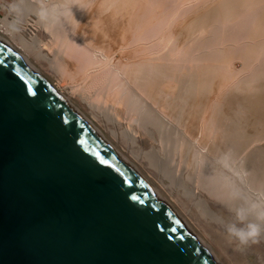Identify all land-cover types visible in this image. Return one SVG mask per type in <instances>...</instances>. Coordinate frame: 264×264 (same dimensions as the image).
<instances>
[{
	"label": "water",
	"instance_id": "obj_1",
	"mask_svg": "<svg viewBox=\"0 0 264 264\" xmlns=\"http://www.w3.org/2000/svg\"><path fill=\"white\" fill-rule=\"evenodd\" d=\"M0 40V264H216Z\"/></svg>",
	"mask_w": 264,
	"mask_h": 264
},
{
	"label": "rangeland",
	"instance_id": "obj_2",
	"mask_svg": "<svg viewBox=\"0 0 264 264\" xmlns=\"http://www.w3.org/2000/svg\"><path fill=\"white\" fill-rule=\"evenodd\" d=\"M90 1V2H89ZM109 1V2H108ZM120 1V2H119ZM123 1H125V0H118V2H115V0H83L82 1V5L81 4H77V6H75V9H71L70 11L72 12H69V15H71V16H69V15H67V18H61L62 16H60V18H57V19H55V21H54V18L53 17H51V15H50V17H49V19L47 20V21H42V20H40L36 15H34V14H32V11H31V5L32 4H34V3H39V4H41V2L39 1V0H28V3H29V6H30V11H29V14L26 16V18H25V20H24V23L22 24V26H21V29H20V31H18V32H16L15 34H13V35H11V36H9L8 34H6L4 31H0V40L1 41H3L9 48H11L12 50H14L15 51V53L22 59V60H24L30 67H32L33 69H34V71L37 73V74H39L47 83H49V85L50 86H52V88L54 89V91H55V93H57V95L63 100V101H66V102H69V104L74 108V109H76V112L79 114V115H81V116H83V117H85V119H86V121L88 122V124H91V125H93L94 127H95V129L97 130V132L99 133V136L105 141V143H107V144H109L119 155H120V157L122 158V159H124L125 160V162H127L130 166H132V167H134L136 170H137V172L149 183V185H150V188L152 189V191L161 199V200H163V202L171 209V211L172 212H174L175 213V215L177 216V218L179 219V220H181L187 227H189V229H190V231L193 233V235H195L196 236V238L204 245V247L205 248H207L213 255H214V257L216 258V260L219 262V264H244V263H246V264H261V262L262 261H264V239H263V237L261 236V233H260V235L258 236V237H256V239H255V242H249L247 245H243V246H241L235 239H233L232 237H230V235H229V233H228V231H227V226H229V225H235L236 227H243V224L237 219V213H239V212H236L235 210H228V208H226V205L225 204H223L222 203V201H220L221 199H220V197H217L216 198V196H213L212 194H211V191H208L207 192V188L205 189V187H204V189H203V187L201 188V186H199L198 187V190H197V193H196V196L194 197H190V195H186V193L184 192L183 194H182V192H183V190L180 188V187H178V186H176V185H173L167 178H165L158 170H156L153 166H151L150 164H149V162H148V160L144 157V152L145 151H147V150H149L151 147H157L158 148V146L162 149L163 148V150H164V148L166 147H164V145L161 143V140L159 141V135H158V132H156V130L153 128V127H149V126H147V127H149L150 128V130H149V128H148V130H147V128L144 126L145 124H142L143 122H142V117H143V115L141 114V116L139 115L140 114V112L138 113V110L135 108L134 109V107L132 108V110H136L137 112H135L136 114H134V111H130L131 109H129L130 107H132V105H130L129 107H126V105H123V103L125 102V96H126V94H125V96L123 97L124 99L122 100V101H119V100H121L122 98H118L119 96H121L119 93H120V90L123 88V86L121 87V89H117V88H120V87H118V85H116V83L118 84L119 83V81H120V79H123L122 78V76L121 75H119V76H117V78L118 77H120V79H119V81H118V79L117 78H115L113 75V73L115 72L116 73V71H119L120 69L122 70L124 67H120V65L121 66H123L124 64H125V66H127V65H129V64H131L132 62H140V60H141V62H143V61H148L149 62V57L152 59V62L151 63H154V62H158V61H155L154 59H155V54H156V59H158L157 58V56L159 57V54H160V58L159 59H161L160 60V62H162V63H160V64H162V65H164L166 62H167V64L168 65H170L171 66V64H169L170 62L172 63V65H173V67H175V65L176 66H179V68L181 67V65L182 66H185V67H187V69L190 67V69L192 70V69H194L195 67L194 66H196L197 64H199L198 66H200L201 65V63H205L204 65L206 66V65H212V63H210V62H207L208 60H206V61H204V60H202V62H201V60L200 59H202V58H205L204 56H205V53H206V55H207V53L208 52H206V49L207 50H209L207 47H205L206 49H204L202 46L200 47H198V41L195 43L194 41H196V40H198V38H201L200 36H203L204 37V35L206 36L205 38H207V35L209 34V32H210V34L208 35L209 37L211 36V33H212V35H214L213 37L214 38H218V42L221 44H218L217 43V41L215 42V41H213V37H211V41H209V42H211L213 45V47L215 48H217V47H219V48H224V47H228L229 45L231 46V48H230V46H229V48L231 49L230 51H232V52H230V54L232 53V55H230L231 56V60H229V64H230V66H229V64H228V62H227V64L226 65H228L226 68H229V70H231V72L229 71V70H225L226 72H227V76H226V72L224 71V70H222V71H224L223 73L225 74H222V76L224 77V79H221L222 80V83L224 84H222V87H219L218 89L220 90V89H222V91L221 92H218L219 90L217 89L215 92L213 91V93H211L210 94V98L212 97H214L215 99H217V100H215L214 98V101H210V102H217L218 101V105L220 106L221 105V103H222V105L220 106V111H223V114H221L222 116H225V118H228V119H235V118H240V115L239 114H242L241 115V119L242 118H244V116H246V120H247V122H246V120L245 119H242V121H243V124H242V126L240 127V129H242V130H244L245 132H247V134L246 133H244V132H242L241 130H239V131H241L242 133H238L239 135L241 134V139H239V140H244V143H242L241 141H240V145H238V147L240 148L241 147V149L243 150H245V152H247V154L245 153V152H243L241 149L240 150H237L238 152H239V154L237 153V155L236 154H234V156L235 157H233V164L230 162L231 161V159H230V161L228 160L227 162V164L226 163H224V161L226 162V160H223V159H221L220 157V160H219V158H217L218 160H216V159H214L215 157H217V155H215L216 153L214 152V151H212L211 150V147H210V145L209 144H207L206 146H205V144H204V147H203V145H200L201 143H197V140H198V142H199V140H201L200 138H204V134L202 133H200V134H198L197 135V137L194 139V143L192 144V150H190V149H188V148H186V149H184L185 147H183L182 146V151L179 149V148H181V147H178L177 148V150H175V151H177V152H174L173 153V155H175V158L173 157L172 159H175L174 161L175 162H177V163H175L174 162V164H175V166L177 167V165L179 166L177 169H181L180 171L182 172V171H184L183 170V168H184V162L185 161H189V163H191L190 164V166L193 168H196L197 167V165H199L198 163H197V161L199 162V160H203V158H205L206 159V157L204 156L203 157V155H208L207 156V161H209V159L210 158H212L213 159V161H212V159H210V161L209 162H211V164L213 165L212 167H214V166H216L215 167V171L216 172H222L223 171V173L221 174H218V175H220V176H228V177H225V179H224V177H222L221 178V180L223 179L224 181H226V180H228V182L226 181L225 183H226V186H224L223 188H227L226 189V191L227 190H229V188H230V186L228 187L227 185H229V182H230V185H231V187H232V189H234V195H236L238 198H240L241 199V202L244 204L243 206H245V208H244V211H245V213L246 214H250V212L251 213H253V216L252 217H254V219L256 218L257 219V217L258 216H264V192H262L261 191V193H259L260 191H258V189H257V185H259V184H261V183H258L257 181L258 180H254V181H256V185H255V182L253 183V185H252V180L253 179H251L252 178V175L253 174H251V173H253V172H251L252 170L250 169V168H248L249 166H248V164L246 163V162H249V157H251V155L253 156L256 152H252V150L254 151H259V150H256L257 148L258 149H261L260 147H262V145H263V148H264V143H263V141H264V132H263V127H264V122H262L261 121V119L260 118H257V112H255V110H256V108L254 107V105H251V104H253L254 102H253V100H254V98H253V100H252V96H251V104H250V102L248 103V98H250V97H246L247 98V100H244V99H237V98H241L240 96H237V98H235V96H231L234 92H233V88H234V86L236 85V83H239V79H243V77H244V79H245V77H246V79H248V77L249 78H252V76H255L256 75V73H257V70H258V68L257 67H259V64L261 63V62H258V61H261V60H263V59H259V58H257L258 60L256 61V60H254L255 62H253L252 61V64H251V60L249 59V60H244V62L246 61L248 64L247 65H245L246 64V62L244 63V65L242 64V63H239V62H242L243 60H242V58H240V57H238V54H240L241 52H240V50L242 51L243 49H244V47L245 46H243V44L244 45H246L245 43H246V37H247V32L249 31L248 30V28H249V26L250 27H252L250 24H254V20L255 19H257V18H255L254 19V16H256L257 17V13H259L258 11H260L259 10V8H262V7H259L260 5L259 4H263V2H264V0H260L261 2L258 4L257 2L259 1H256V3L259 5L258 7L257 6H255V7H257V10L255 9V7L253 6V8H250V6H248L250 9H248V7L247 8H244V10L242 9V12L244 11V15L241 13V15L240 14H238L239 16H237L236 17V15L234 14V17L233 18H231V17H228L227 16V19L225 18H223V21H222V19H221V21H222V23L224 22V24H221V29H222V31H221V29H220V31H218V34L219 35H222V36H219V35H216L217 33H214L213 34V32H217L216 30H218V29H216L215 28V30L213 29V27L211 28H209V27H207V28H205V30L206 31H204L203 32V29H202V32H200V33H206V34H199V30H197L196 32H197V34H195V33H193V34H195V35H198L199 34V36H197V38H195V39H193V37H192V34H189V32H187V29H186V26H184L185 24H182L181 22H183V23H189L190 21H192V20H194L195 18H193L192 20H191V18L192 17H194V15L196 14V16H198V12H200L201 13V11H199V10H201L200 8H202L204 5L206 6V7H203L205 10L206 9H208L209 7L208 6H210V5H212V6H214V5H216V3L217 4H219L220 3V1H221V3L219 4L220 6H221V4H223V3H225V1L227 2V3H225L224 5L225 6H227V4H230V3H232V5L234 4V6H236L237 4V2H235V0H230L231 2L229 3V0H126V2H129L130 1V4H127L129 7H132V9H131V11L129 10V12H128V14L126 15V17L125 18H127V20L129 21V22H133L134 20H135V18H136V21H139V23H137V29L135 30L134 29V27H133V30H134V32H132L133 34H134V37H135V39H134V41H136L137 43H135L134 41H132L133 40V35L131 34V31H129V32H127V34L128 35H126V37H124L123 39H121L120 41H114V39L112 38V37H110V35L109 34H107L106 32L108 31V29H107V27H106V25H104V24H102V22L100 21L99 22V19H97V20H93L95 17H97L96 16V14L94 13L95 11H96V9H95V7L97 8L99 5H101V6H103V7H106L107 5H111V6H114L113 4H116V5H118V4H121V3H123ZM141 1V2H140ZM160 1H162V2H160ZM211 1V3H209ZM237 1H239V0H237ZM247 2H248V0H246ZM263 1V2H262ZM96 2V3H95ZM132 2V3H131ZM203 2H205V3H203ZM208 2V3H207ZM215 2V3H214ZM249 2H251V1H249ZM84 3V4H83ZM93 3V4H92ZM159 3V4H158ZM162 3V4H161ZM165 3V5L167 6H165V9H164V7H163V4ZM253 3V2H252ZM254 3H255V1H254ZM253 3V5H255ZM89 4V5H88ZM91 4V5H90ZM104 4L106 5V6H104ZM159 6H158V5ZM96 5V6H95ZM115 5V6H116ZM148 7H147V6ZM197 5H199V6H197ZM208 5V6H207ZM83 6V7H82ZM86 6V7H85ZM92 6V7H91ZM93 6H95L94 8H93ZM109 6H107V7H109ZM145 6H146V8H145ZM230 6V5H229ZM243 6H245V5H243ZM263 7H264V5H262ZM78 7H80V8H78ZM159 7H160V9H161V11H160V9H159ZM199 9H198V8ZM222 7H224V6H222ZM231 7V6H230ZM233 7V6H232ZM239 7H241V6H239ZM246 7V6H245ZM252 7V6H251ZM100 8V7H99ZM139 8V9H138ZM141 8V9H140ZM143 8V9H142ZM150 8V9H149ZM196 8V9H195ZM202 8V11L204 10ZM234 8V7H233ZM233 8H230V10H232ZM237 8V7H236ZM83 9H85L84 11H83ZM93 9H95V10H93ZM146 9H149V10H146ZM157 9V10H156ZM164 9V10H163ZM197 9H198V11H197ZM235 9V8H234ZM140 10V11H139ZM155 10V11H154ZM192 10H194V11H192ZM204 10V11H205ZM247 12H246V11ZM253 10V11H252ZM76 11V12H75ZM78 11V12H77ZM86 11V12H85ZM92 11V12H91ZM94 11V12H93ZM146 11V12H145ZM160 11V13H158ZM233 11V10H232ZM232 11H229V12H232ZM252 11V12H251ZM255 11V12H254ZM147 12H149V13H147ZM157 12V13H156ZM164 12V13H163ZM196 12V13H195ZM58 13H60V12H57V14ZM76 13V14H75ZM79 13V14H78ZM91 13V14H90ZM93 13L95 14V15H93ZM108 13V12H107ZM135 13V14H134ZM139 13V14H138ZM192 13V14H191ZM203 13V12H202ZM201 13V14H202ZM254 14V16L252 15V14ZM82 14V15H81ZM142 14V15H141ZM147 14V15H146ZM200 14V15H201ZM251 14V15H250ZM59 15V14H58ZM61 15V14H60ZM74 15H76V16H74ZM248 16V17H250V18H247L246 16ZM74 16V17H73ZM80 16V17H79ZM88 16V17H87ZM89 16H91L90 17V19H89ZM95 16V17H94ZM137 16V17H136ZM141 16V17H140ZM189 16H190V18H189ZM192 16V17H191ZM231 16V15H230ZM233 16V15H232ZM70 17V18H69ZM78 17V18H77ZM143 17V18H142ZM146 17H148L147 18V20H146V22L144 21L145 20V18ZM155 17V18H154ZM242 17V19H240V18ZM246 17V18H245ZM141 18V19H140ZM189 18V19H188ZM252 18V19H251ZM51 19H53L52 21L54 22H52L51 21ZM185 19V20H184ZM232 19L234 20V21H232ZM236 19V20H235ZM246 19H248L247 20V23H246ZM67 20V21H66ZM69 20V21H68ZM72 20V21H71ZM80 20V21H79ZM87 20H89V21H87ZM133 20V21H132ZM153 20V21H152ZM186 20H189L188 22L186 21ZM230 20V21H229ZM253 20V21H252ZM49 21V22H48ZM63 22V23H61V22ZM150 23H149V22ZM225 21H226V24H227V28H228V30L225 28V26H226V24H225ZM231 21H232V23H231ZM242 21H244L243 23H242ZM250 21V22H249ZM6 21H5V14L3 13V12H0V24H2V23H5ZM58 22V23H57ZM77 22V23H76ZM94 22V23H93ZM170 22V23H169ZM178 22V23H177ZM227 22H229V23H227ZM233 22H235V23H233ZM49 23V24H48ZM53 23V25H51ZM55 23H56V26H55ZM62 24V26L60 27V25ZM152 23V24H151ZM241 23V24H240ZM246 23V24H245ZM249 23V24H248ZM48 24V25H47ZM139 24V25H138ZM148 24V25H147ZM178 24V25H177ZM180 24H181V26L182 27H180ZM186 24V25H187ZM231 24H233V25H231ZM238 24H240V25H242V30H244V32L241 30V28H240V25H238ZM245 24V25H244ZM65 26V28H64V26ZM68 25H70V26H68ZM76 25V26H75ZM81 25H83V26H81ZM101 25V26H100ZM152 25V26H151ZM155 25H157L156 27H154ZM51 26V27H50ZM52 26H54V27H52ZM57 26H58V28H57ZM68 26V27H67ZM149 26H151V27H149ZM174 26V27H173ZM237 26V27H236ZM63 27V28H62ZM73 28L72 30H71V28ZM82 27V28H81ZM104 27V28H103ZM229 27H230V32H229ZM238 27H239V29H238ZM246 27V28H245ZM58 30H57V29ZM60 28H61V30H60ZM68 28H70V30H68ZM88 28V29H87ZM143 28V29H142ZM147 28V29H146ZM154 28H157L156 30H154ZM184 28V29H183ZM208 28H209V30H208ZM224 28V29H223ZM55 29V30H54ZM63 29H64V31L66 32V33H69V31L70 32H73V33H70V35L72 36V37H70V35L68 34H66V33H64V34H66V35H64L63 33H62V35H61V32H63ZM99 29V30H98ZM142 29V30H141ZM153 30V32L151 31V30ZM180 30L181 32H179V36L177 35V33H175V32H178V30ZM211 29V30H210ZM225 29H226V31H225ZM235 29L237 30V31H235ZM250 29V28H249ZM144 30H146L145 32H144ZM149 30V31H148ZM208 30V31H207ZM224 30V31H223ZM242 31V33H241V31ZM58 31V32H57ZM136 31H138V33L136 32ZM142 31V32H141ZM162 31V32H161ZM165 31V32H164ZM168 31V32H167ZM170 31V32H169ZM172 31H173V33L175 34L174 35V39H173V33H172ZM228 31V32H227ZM232 31H233V34H232ZM144 32V33H143ZM220 32H221V34H220ZM239 32V33H238ZM53 33V34H52ZM59 33H60V35H59ZM98 33V34H97ZM159 33H160V35H159ZM169 33V34H168ZM171 33V34H170ZM180 33H181V35H180ZM208 33V34H207ZM230 33V34H229ZM238 33V34H237ZM246 33V34H245ZM78 34V35H77ZM93 34V35H92ZM140 34H142V36L140 35ZM148 34V35H147ZM151 34V35H150ZM163 34H164V37H163ZM166 34V35H165ZM187 34V35H186ZM223 34H224V36H223ZM237 34V35H236ZM240 34V35H239ZM54 35V36H53ZM64 35V36H63ZM145 35V36H144ZM159 35V36H158ZM172 35V39H171V37H169V36H171ZM194 35V37H196ZM226 35H227V37H228V39H227V37H226ZM231 35V36H230ZM236 35V36H235ZM57 36V37H56ZM69 36V37H68ZM76 36V37H75ZM131 36V37H130ZM137 36H139V37H137ZM150 36H151V38H150ZM162 36V37H161ZM165 36H166V38H165ZM177 36V37H176ZM184 36V37H183ZM216 36V37H215ZM238 36V37H237ZM243 36V37H242ZM246 36V37H245ZM62 37V38H61ZM65 37V38H64ZM73 37H75V42H73V40H74V38ZM78 37V38H77ZM128 37V40L127 41H125V38H127ZM153 37L155 38L154 40H153ZM160 37V38H159ZM186 37H188V40L190 41H188L187 39H186ZM190 37V38H189ZM226 39H225V38ZM234 37V38H233ZM236 37V38H235ZM20 38H22V41H25L26 42V44L24 43V42H22L21 41V39ZM69 38V41H70V43H67V41L65 42L64 40H67ZM70 38H72V39H70ZM76 38L79 40H76ZM137 38H142L143 39V41H142V39H138V40H136ZM147 38V39H146ZM150 38V39H149ZM157 38V39H156ZM169 38V39H168ZM185 38V39H184ZM192 38V40H190ZM213 38V39H212ZM222 39V42H221V39ZM245 41H243L242 39ZM24 39V40H23ZM38 40V41H40V45H41V47H42V52L44 53V54H46V56L48 57V58H50L51 60H52V58H53V62L52 61H50V60H44V59H42V58H39V57H37V55L36 54H34V53H32V50H31V45H29V46H27L28 44H30V43H32L34 40ZM158 39H160V40H158ZM165 39V40H164ZM83 40V41H82ZM89 40V41H88ZM97 40V41H96ZM124 40V41H123ZM185 40V41H184ZM194 40V41H193ZM202 39H200V43L204 40H202ZM215 40V39H214ZM220 40V41H219ZM225 40V41H224ZM230 40V41H229ZM231 40H233V41H231ZM236 40V42H234ZM60 41V43L58 44V42ZM131 41H132V44H131ZM138 41H139V43H138ZM143 43H141V42ZM147 41V42H146ZM148 41H149V43H148ZM158 41V42H157ZM186 41H188V42H186ZM192 41V42H191ZM223 41H224V43H223ZM243 41V42H242ZM80 42V43H79ZM126 42V43H125ZM151 42V43H150ZM156 42H157V44H156ZM168 42V44H169V46H168V44H164V43H167ZM180 42V43H179ZM226 42V43H225ZM233 42H234V44H233ZM28 43V44H27ZM66 43V44H65ZM78 45H77V44ZM89 43H91V44H89ZM95 43H97V44H95ZM153 43V44H152ZM173 43V44H172ZM179 43V44H178ZM195 43V44H194ZM211 43H208V45L210 46H208L210 49H211ZM215 43H217L216 44V46H214L215 45ZM232 43V44H231ZM238 43H239V45H238ZM72 44V45H71ZM76 44V45H75ZM81 44V45H80ZM131 44V45H130ZM133 44H136V46L135 45H133ZM141 44V45H143V46H139V45ZM145 44V45H144ZM147 44V45H146ZM172 44V45H171ZM188 44V45H187ZM225 46H224V45ZM227 44V45H226ZM66 45V46H65ZM83 45V46H82ZM153 45V46H152ZM155 45H156V47H155ZM160 45V46H159ZM162 45H163V47H162ZM165 45H166V47H165ZM171 45V46H170ZM183 45V46H182ZM185 45H187V46H185ZM191 47H190V46ZM195 45H197V46H195ZM200 45V44H199ZM218 45V46H217ZM220 45V46H219ZM71 47V46H73V47H71V48H69L68 49V47ZM77 46V47H76ZM84 46H86V47H84ZM131 46H132V48H131ZM138 46V47H137ZM174 46V47H173ZM176 46V47H175ZM243 46V47H242ZM65 47V48H64ZM81 47H83V48H85L84 50L83 49H81ZM88 47H90V48H88ZM92 47V48H91ZM110 47V48H109ZM125 47H128V48H125ZM134 47V48H133ZM136 47V48H135ZM148 48L147 50H146V48ZM161 48V49H159V48ZM179 49H178V48ZM183 49H182V48ZM194 47V48H193ZM197 47V48H196ZM212 47V48H213ZM234 47V48H233ZM239 48V51H238V49H236V48ZM58 48V49H57ZM103 48V49H102ZM119 48V49H118ZM122 48V49H121ZM145 48V50L146 51H144V50H142V49H144ZM151 48V49H150ZM157 48V49H156ZM191 48H193V49H191ZM213 48V49H214ZM215 48V49H216ZM229 48H227V49H229ZM240 48H243V49H240ZM34 49V48H33ZM77 49V50H76ZM166 49H168L167 50V52H166ZM185 49H188V50H190L191 51V55L189 54L190 53V51H188L187 52V50L185 51ZM198 49V50H197ZM201 49V50H200ZM213 49H212V51H213ZM214 49V50H215ZM218 49V48H217ZM57 50V51H56ZM73 50H75V51H73ZM79 50H81V51H79ZM90 50H91V54H90ZM117 50V51H116ZM121 50V51H120ZM153 50V51H152ZM156 50H158V51H160V52H158V51H156ZM172 50V51H171ZM197 50V51H196ZM200 50V51H199ZM203 50L205 51V52H203ZM234 50V51H233ZM238 52H237V51ZM61 51H62V54H61ZM71 51H73V52H71ZM77 51V52H76ZM83 51H85V52H83ZM87 51L89 52V53H87ZM110 51V52H109ZM119 51V52H118ZM124 52V53H120V52ZM140 51H142V52H140ZM162 51V52H161ZM164 51V52H163ZM169 51V52H168ZM179 53H178V52ZM183 51H184V54H188V57H187V54L186 55H184V54H182L183 53ZM57 52V53H56ZM80 52V54H78ZM94 54H93V53ZM98 54H97V53ZM107 52V53H106ZM137 52L139 53V54H137ZM152 52H154L153 53V55H152ZM167 53V55H170V56H168L169 58L171 57V61L168 63V61H165V62H163L162 61V58L164 57L163 55L165 54L166 55V53ZM201 52H203V53H201ZM209 52H211V51H209ZM59 53V55L57 56V54ZM69 53H70V55H69ZM82 53V54H81ZM109 53V54H108ZM129 53V54H128ZM142 53V54H141ZM147 53V54H146ZM149 53V54H148ZM162 53V54H161ZM179 55H178V54ZM199 53V54H198ZM201 53V54H200ZM238 53V54H237ZM54 54V55H53ZM72 54H74V55H77V56H75L74 57V55L73 56H71ZM101 54H103V55H101ZM115 54V55H114ZM124 54V55H123ZM128 54V55H127ZM134 54V55H133ZM181 54H182V56H181ZM197 54V55H196ZM84 55V56H83ZM130 55V56H129ZM137 55H138V57H137ZM146 55V56H145ZM166 55V56H167ZM174 55V56H173ZM233 55H235V56H233ZM57 56V57H56ZM65 56V57H64ZM110 56H111V58H110ZM133 56H134V58H133ZM163 56V57H162ZM174 58H173V57ZM185 56H186V58H185ZM201 56V57H200ZM63 57V58H62ZM74 57V58H73ZM105 57H108V58H105ZM115 57V58H114ZM144 57H146V58H144ZM153 57H154V59H153ZM167 57V58H168ZM175 57H176V59H177V61L175 62L174 60H176L175 59ZM182 57V58H181ZM194 59H193V58ZM199 57V58H198ZM256 57H261L260 55H257V56H253V59H256ZM93 58V59H92ZM98 58V59H97ZM114 58V59H113ZM132 58V59H131ZM167 58H164L163 60H165V59H167ZM169 58L167 59V60H169ZM235 58V59H234ZM58 59V60H57ZM62 59V60H61ZM67 59V60H66ZM70 59V60H69ZM92 59V60H91ZM110 59V60H109ZM118 59V60H117ZM131 59V60H130ZM146 59H148V60H146ZM179 59V60H178ZM185 59V60H184ZM191 59V62L189 61ZM198 59V60H197ZM242 60V61H240V60ZM57 60V61H56ZM103 61V63L101 62V61ZM121 60V61H120ZM182 60V61H181ZM193 60H194V63H193ZM200 60V61H199ZM234 60V61H233ZM236 60V61H235ZM50 61V62H49ZM60 61H62V62H60ZM78 61H80V62H78ZM84 61H86V62H84ZM109 61H111V62H109ZM131 61V62H130ZM151 61V60H150ZM154 61V62H153ZM181 61V62H180ZM198 61V62H197ZM233 61V62H232ZM56 62H57V64H56ZM91 62V63H90ZM95 62L97 63L96 65H94L95 64ZM107 62V63H106ZM130 62V63H129ZM231 62V63H230ZM235 62V63H234ZM264 62V61H263ZM262 62V63H263ZM60 63V64H59ZM87 63H88V65H87ZM100 63V64H99ZM102 63V64H101ZM109 63H110V65H109ZM127 63H129V64H127ZM159 63V62H158ZM182 63V64H181ZM193 65H192V64ZM208 63H210V64H208ZM238 63V64H237ZM253 63H255V64H253ZM261 63V64H262ZM79 64H80V66L81 67H78L79 66ZM99 64V65H98ZM103 64H104V66H103ZM106 64V65H105ZM115 64V65H114ZM127 64V65H126ZM167 64H165L166 66H167ZM181 64V65H180ZM196 64V65H195ZM249 64H250V66H249ZM260 64V65H261ZM51 65V66H50ZM62 65V66H61ZM67 65V66H66ZM86 65V66H85ZM95 66V69L93 68L94 66ZM101 65H102V67H101ZM159 65V64H158ZM161 65V66H162ZM164 65V66H165ZM191 65L193 66V68L191 67ZM243 67H242V66ZM252 65V66H251ZM255 65H257V66H255ZM77 66V67H76ZM112 66V67H111ZM118 66V69H115L116 67ZM170 66H168V67H170ZM197 66V67H198ZM250 69L251 67L253 68V70H252V68L249 70V72L248 71H246L247 70V67ZM57 67V68H56ZM67 67V68H66ZM72 67V68H71ZM76 67V68H75ZM86 67H88V68H86ZM106 67H107V69H106ZM172 67V66H171ZM59 68H61V69H59ZM63 68H65L64 70H63ZM74 68V69H73ZM78 68H80V69H78ZM85 69V70H81V69ZM109 68V69H108ZM233 68H234V70L235 69H237V70H235V71H237L238 73H234L232 70H233ZM77 69V70H76ZM91 69H92V71H91ZM102 69V70H101ZM115 69V70H114ZM125 69V68H124ZM123 69V70H124ZM182 69V68H181ZM186 69V68H185ZM186 69V70H187ZM190 69H188V70H190ZM223 69H225V68H223ZM242 69V70H241ZM243 69H245L244 71H243ZM255 69H256V71H255ZM62 71V74H61V72L60 71ZM72 70V71H71ZM79 70V71H78ZM89 70H90V72H92V73H90L89 72ZM110 70V71H109ZM114 70V71H113ZM183 70H184V68H183ZM239 70V71H238ZM254 72V75H253V72ZM74 71V72H73ZM102 71V72H101ZM104 71V72H103ZM109 71V72H108ZM251 71V72H250ZM57 72V73H56ZM70 72H71V74H70ZM85 72V74H83ZM98 72V73H97ZM111 72H113V73H111ZM123 72V71H122ZM229 72V73H228ZM64 73V74H63ZM95 73H96V75H95ZM108 75H107V74ZM110 73L111 74H113L112 76L110 75ZM233 73V74H232ZM249 73H251V75L249 74ZM79 74H82V75H84V76H82V75H79ZM103 74V75H102ZM235 74V75H234ZM249 75L248 77L246 76V75ZM70 75V76H69ZM72 75V76H71ZM112 77H110V76ZM230 75H232V78H231V76ZM239 75V76H238ZM240 75H243V76H240ZM68 76H69V78H68ZM86 76H88V77H90V79L88 78V77H86ZM102 76V77H101ZM221 76V77H222ZM230 77V78H226V77ZM79 77V78H78ZM107 77V78H106ZM110 77V78H109ZM71 78H73V79H75V80H69V79H71ZM87 78V79H86ZM96 78V79H95ZM103 78V79H102ZM239 78V79H238ZM84 79V80H83ZM108 79V80H107ZM112 79H113V81H112ZM226 79H227V81H229V83L231 84H229L227 81H226ZM97 80V81H96ZM223 80H225V81H223ZM92 81V82H91ZM95 81V82H94ZM104 83H103V82ZM108 81V82H107ZM110 81H111V83H110ZM123 80H121V82H122ZM232 81V82H231ZM81 82V83H80ZM106 82H107V84H106ZM120 82V83H121ZM225 82H226V84H225ZM236 82V83H235ZM79 83V84H78ZM87 83V84H86ZM94 83V84H93ZM101 83V84H100ZM115 84V85H112V84ZM84 84V85H83ZM88 84H89V86H88ZM110 84V86H108ZM230 85V87L228 86V85ZM72 85V86H71ZM86 85V86H85ZM104 85H106L105 87H104ZM225 85H227V86H225ZM76 86V87H75ZM93 86V87H92ZM97 86V87H96ZM114 86V88L112 89V87ZM232 86H233V88H232ZM81 87V88H80ZM83 87V88H82ZM86 87V88H85ZM107 87V88H106ZM108 87H109V89H108ZM73 88H74V90H73ZM78 88V89H77ZM88 88V89H87ZM95 88V89H94ZM97 88V89H96ZM107 89V91H108V93H107V91L105 90V89ZM224 88H226L225 90H224ZM232 88V89H231ZM81 89V90H80ZM88 91H87V90ZM91 89V90H90ZM99 89V90H98ZM103 90V92H102V90ZM117 89V90H116ZM79 90V91H78ZM96 90H98V92L96 91ZM111 90H114V92L113 91H111ZM229 90L230 91H232V92H229ZM91 92V94H90V92ZM105 91V92H104ZM111 91V92H110ZM228 92L227 94L226 93H224V92ZM84 93V94H82V93ZM87 92V93H86ZM89 92V93H88ZM94 92H96V93H94ZM113 92V93H112ZM117 92V93H116ZM99 95H98V94ZM105 95H104V94ZM117 95V99L118 100H116L115 102H114V100H115V98H116V95ZM218 93L219 94H221L220 96L218 95ZM80 94V95H79ZM86 94V95H85ZM108 94V95H107ZM225 94V95H224ZM98 95V96H97ZM112 95V96H111ZM114 95V96H113ZM222 95L223 96H225V98L224 97H222ZM83 96H84V99H83ZM86 96V97H85ZM91 98H90V97ZM93 96H95V97H93ZM100 96V97H99ZM106 97V98H104V97ZM228 96V97H227ZM232 98H234V99H230L231 97ZM102 97V98H101ZM108 97V98H107ZM93 98V99H92ZM110 98H112V99H110ZM210 98H209V100H210ZM222 98V99H221ZM229 100H227V99ZM243 98V97H242ZM245 98V97H244ZM245 98V99H246ZM86 99H87V101H89V102H87L86 101ZM101 100L100 102H98L99 100ZM104 99V100H103ZM114 99V100H113ZM224 99V100H223ZM237 99V100H236ZM93 100V101H92ZM106 100V101H105ZM222 100V101H221ZM225 100H227V101H225ZM232 100L234 101V102H232ZM239 100V101H238ZM91 101V102H90ZM104 101H105V103H104ZM117 101H119V102H117ZM220 101V102H219ZM231 101V102H230ZM236 101H238V102H240L241 103V105H243V107L241 106V105H239V103L238 102H236ZM243 101H244V104H242L243 103ZM247 101V102H246ZM249 101H250V99H249ZM95 104H94V103ZM107 102V103H106ZM123 102V103H122ZM227 102V103H226ZM230 104H229V103ZM253 102V103H252ZM98 103V104H97ZM102 103V104H101ZM120 103V104H119ZM220 103V104H219ZM247 103H248V105H247ZM92 104H93V106H92ZM107 104L108 106H111V104L113 105V107H114V109H115V111H117V112H115L116 113V115H117V117H118V119H119V117L121 118V119H119L120 120V122H121V124L123 125V126H120V125H113V123L104 115V113L102 114L101 113V111L99 110V109H97V107L96 106H100L101 105V107H103V106H105V105ZM110 104V105H109ZM119 104V105H118ZM127 104V106H128V103H126ZM103 105V106H102ZM106 105V106H107ZM235 105V106H234ZM238 105V106H237ZM92 106V107H91ZM122 106V107H121ZM224 106V107H223ZM239 106H240V108H239ZM245 106V107H244ZM248 106H251L250 108L248 107ZM95 107H96V109H95ZM115 107H117V108H115ZM120 108V109H119ZM129 110H128V109ZM223 108V109H222ZM233 108V109H232ZM127 109V110H126ZM234 109H236V110H234ZM249 109V110H248ZM253 109H255V110H253ZM209 108H207V112H203L204 113V117H203V115H202V118H203V120H205L206 119V117L208 116V115H210L209 114ZM245 111V112H244ZM119 112H121L120 114L122 115H118L119 114ZM239 112V113H238ZM127 113V115H125ZM129 113V114H128ZM138 113V114H137ZM206 113V114H205ZM221 113V112H220ZM226 113V115H227V117H226V115H224ZM131 114V115H130ZM208 114V115H207ZM247 114V115H246ZM250 114L252 115V116H250ZM167 115V114H166ZM124 116H125V118H124ZM127 116V117H126ZM130 118H129V117ZM133 116V117H132ZM136 116H138V117H136ZM206 116V117H205ZM123 117V118H122ZM139 117H141L140 119H139ZM232 117V118H231ZM248 117H250V118H248ZM252 117V118H251ZM132 118V119H131ZM135 118V119H134ZM169 118V117H168ZM208 118V117H207ZM255 118V119H254ZM170 119V121L173 123V119H171V118H169ZM168 119V120H169ZM122 120V121H121ZM140 120H141V122H140ZM137 121V122H136ZM259 121H261V122H259ZM175 122V121H174ZM246 122V123H245ZM253 122V123H252ZM255 122H257V123H255ZM245 123V124H244ZM260 123V124H259ZM173 124H175V123H173ZM256 124V125H255ZM135 125V126H134ZM138 125V126H137ZM247 125H248V127H247ZM140 126H144V127H140ZM174 126H176L177 127V124H175ZM259 126H260V130H262L261 132H259L260 130H259ZM121 127V128H120ZM123 127H125V128H129V129H131L132 131H133V133L135 134V136H137L136 137V139L135 140H132V141H129V140H126V139H124L123 138V136H122V133H120L121 132V130L123 129ZM134 127V128H133ZM257 127H258V129H257ZM262 127V128H261ZM136 128V129H135ZM144 128V129H143ZM178 128H179V126H178ZM182 128V127H181ZM245 128H246V130H245ZM253 128L255 129V130H253ZM121 129V130H120ZM135 129V130H134ZM149 131V133H151V134H149L147 131ZM152 129H154V131L152 130ZM145 130V131H144ZM179 130L181 131V132H183L184 133V129L182 128V129H180L179 128ZM257 130V131H256ZM144 131V132H143ZM250 132V133H249ZM256 132V133H255ZM263 132V133H262ZM153 133V134H152ZM261 135H260V134ZM155 134V135H154ZM251 135V136H249V135ZM150 135H153V136H150ZM203 135V136H202ZM245 135H248V137H246ZM257 135H260V136H258V138H257ZM140 136V137H139ZM156 136V137H155ZM243 136V137H242ZM261 136H263V138L261 139L260 137ZM153 137V138H152ZM252 138V139H249V138ZM253 137H256L257 138V140L260 142V143H262V144H260V143H258V141H256V139H254ZM135 138V137H134ZM243 138H245V139H243ZM197 139V140H196ZM146 140V141H145ZM251 140H255L258 144L256 145V143H255V141H254V144L253 143H251L250 144V142H253V141H251ZM247 142V144H246V142ZM249 142V143H248ZM153 146H152V145ZM162 144V145H161ZM197 144V145H196ZM244 144V145H243ZM251 146H250V145ZM253 144V145H252ZM260 144V145H259ZM195 145V146H194ZM245 147V148H243V146ZM257 147H256V146ZM259 145V146H258ZM163 146V147H162ZM195 148H194V147ZM200 146H202V147H200ZM207 146L209 147V148H207ZM196 147H198V149H200V150H196ZM206 147V148H205ZM248 147H249V149H248ZM251 147V148H250ZM254 147H256V148H254ZM202 148H204V149H202ZM238 148V149H239ZM246 148H247V150H246ZM253 148V149H252ZM187 149H188V152H185L184 150H186L187 151ZM195 149V150H194ZM202 149V150H201ZM209 149H210V151H209ZM208 150V151H207ZM249 150V151H248ZM190 151V152H189ZM204 151V152H203ZM209 153H207V152ZM241 151V152H240ZM251 151V152H250ZM182 152H185V153H182ZM195 152H196V154H195ZM200 152H202V154L200 153ZM214 153V155H212V153ZM181 153H182V155H181ZM194 153V155L195 156H197V154H198V156L196 157L197 159H195V157H194V155H192ZM210 153H211V155H210ZM250 153V154H249ZM253 153V154H252ZM184 154H185V156H184ZM189 154V155H188ZM202 156H201V155ZM218 154V153H217ZM177 155V156H176ZM210 155V156H209ZM240 155H242L243 157H241ZM245 155V156H244ZM249 155V156H248ZM187 156V158H185ZM189 156V157H188ZM214 156V157H213ZM238 157V159H237V157ZM248 156V157H247ZM183 158V159H181V158ZM203 157V158H202ZM245 157V158H244ZM194 158V159H193ZM199 158H201V159H199ZM242 158V159H241ZM247 158V159H246ZM199 159V160H198ZM237 160V161H234V160ZM183 161V163H179L180 161ZM223 160V161H222ZM244 160V161H243ZM221 161H222V163H221ZM239 161H241V162H239ZM242 161H243V163H242ZM196 162V163H195ZM213 162V163H212ZM230 162V163H229ZM186 163V162H185ZM214 163H215V165H214ZM242 163V164H241ZM246 163V167H245V164ZM186 164H188V162L186 163ZM211 164H210V166H211ZM225 164V165H224ZM228 164H232L231 166L230 165H228ZM235 164V165H234ZM183 165V166H182ZM228 165V166H227ZM237 165V166H236ZM239 165H241V166H239ZM242 165H244V166H242ZM182 166V167H181ZM187 167H188V165H186ZM196 166V167H195ZM241 167L240 169H239V167ZM264 166V165H263ZM181 167V168H180ZM211 167V168H212ZM219 167V168H218ZM224 168L223 170H221L220 168ZM234 169H233V168ZM245 167V168H244ZM232 168V169H231ZM237 168V169H236ZM251 170L250 171V173H249V170ZM220 169V170H219ZM242 169V171H244V169H247L248 170V172H247V170H245L243 173H242V171H240ZM213 170H214V168H213ZM225 170V171H224ZM235 170V171H234ZM238 171V172H237ZM242 173V175H241V173ZM262 171H264V170H262ZM233 172H235V173H233ZM185 175L184 176H186L188 173L186 172V171H184L183 172ZM225 173H226V175H225ZM227 173H229L228 175H227ZM249 174V176H248V174ZM224 174V175H223ZM239 174V175H238ZM244 174L246 175L245 177H244ZM194 176V175H193ZM192 176V177H193ZM241 176V177H240ZM248 176V177H247ZM251 176V177H250ZM230 177V178H229ZM258 177H259V175H258ZM220 178V177H219ZM260 179H261V177H259ZM247 179H251L250 180V184L248 185V180ZM247 182V183H246ZM260 182V181H259ZM247 184V185H246ZM250 186H253V187H250ZM255 186H257V187H255ZM260 186H263V189H264V185L262 184V185H259V188H260ZM250 187V188H249ZM211 188H209V190H210ZM224 189V190H225ZM204 190V191H203ZM260 190V189H259ZM201 191V192H200ZM221 191H223V190H221ZM264 191V190H263ZM208 193V194H207ZM210 193V194H209ZM236 193V194H235ZM200 194V195H199ZM197 195H198V197H200V198H202V199H204L205 201H207L208 202V204L210 205V208H212V210H214L220 217H222V220L223 221H225L224 223H226V226H224L223 228H219V226L217 225V224H215L214 222H212L210 219H208L207 217H205V216H203V215H201L202 213H201V211H200V209L198 208V206H196V204H197V199H198V197H197ZM210 195H212V197L210 196ZM192 196V195H191ZM202 196V197H201ZM216 198V199H215ZM220 200H219V199ZM241 213V212H240ZM255 219V220H256ZM207 220V221H206ZM209 221V222H208ZM256 222H258V223H261V226L263 227V229H264V221H258V220H256ZM262 229V230H263ZM224 235V236H223ZM227 236H229L230 238H231V241H229V239H228V237ZM220 237V238H219ZM226 237H227V239H226ZM219 238V239H218ZM224 240H223V239ZM216 239L218 240L217 242H215L216 241ZM215 240V241H214ZM221 240V242H219ZM222 240H223V242H222ZM228 241H229V243L230 244H228ZM218 242H219V244H218ZM225 242V243H224ZM227 242V243H226ZM222 243H224V244H226V246L224 245V244H222ZM238 245H240V246H238ZM221 246V247H220ZM223 246V247H222ZM233 247V249L232 248H228V247ZM222 248V249H221ZM263 259V260H262Z\"/></svg>",
	"mask_w": 264,
	"mask_h": 264
},
{
	"label": "bare ground",
	"instance_id": "obj_3",
	"mask_svg": "<svg viewBox=\"0 0 264 264\" xmlns=\"http://www.w3.org/2000/svg\"><path fill=\"white\" fill-rule=\"evenodd\" d=\"M40 2H41V4H43V5H45V6H47L51 11H50V15H51V17H53L54 18V21H55V19H57V18H60V16H62L61 18H67V15H69V12H71L70 10L73 8V9H75V6H77V4L79 5V4H81L82 3V1L83 0H39ZM158 1V0H157ZM163 1V0H162ZM162 1H160V2H162ZM232 1V0H231ZM230 0H229V3L231 2ZM249 1H251V2H249ZM254 1H255V3H254ZM256 1H258V0H248V2L246 1V0H239V1H237V0H235V2H237L236 4V6H234V4L232 5V3H230V4H227V6H225L226 4L225 3H227L226 1H225V3H223V4H221V6L219 5L220 3H221V1H220V3L219 4H217L216 3V5H214V6H212V5H210V6H208L209 8L208 9H204L203 7H206L205 5L202 7L204 10L202 11V8H200L201 10H199V11H201V13L200 12H198V16H196V14L194 15V17H192L191 18V20L193 19V18H195L194 20H192V21H190L188 24L187 23H183V22H181L182 24H185L184 26H186V29H187V32H189V34H192V37H193V39H195V38H197V36H199V34H202V33H200V32H202V29H203V32L204 31H206L205 30V28H207V27H213V29L215 30V28L216 29H218V30H216L217 32H213V34L214 33H217L216 35H219L218 34V31H220V27H221V24H224V22L222 23V21H223V18L225 19H227V16L228 17H231V18H233L234 17V14L236 15V17L237 16H239L238 14H240L241 15V13L243 14L244 13V11L242 12V9L244 10V8H247L248 6H250V8H253V6L255 7V6H259V7H262V8H259V10L260 11H258L259 13H257L256 15H257V17L256 16H254V14H252L253 16H254V19L255 18H257V19H255L254 20V24H250L252 27H250L249 26V28H248V32H247V41H246V45H244L243 44V46H245L244 47V49L243 48H240V49H243L242 51L240 50V54H238V57H240V58H242V60H240V61H242V62H239V63H242L243 65H244V63L247 61V60H251V64H252V61L253 62H255L254 60H258L257 58H261V59H263V60H261V61H258V62H263L264 61V7L262 6V5H264V2H263V4H259L261 1L259 0L257 3L259 4H257L256 3ZM90 2V1H89ZM109 2V1H108ZM115 2H118V0H115ZM120 2V1H119ZM141 2V1H140ZM255 4V5H253V3ZM96 3V2H95ZM132 3V2H131ZM203 3H205V2H203ZM208 3V2H207ZM209 3H211V1L209 2ZM215 3V2H214ZM84 4V3H83ZM93 4V3H92ZM117 4V3H116ZM116 4H113L114 6H109V5H107V6H109V7H107L105 4H104V6H106V7H103V6H101V5H99L97 8L95 7V6H93V8L95 7V9H96V11L94 12L95 14H96V16L97 17H95L93 20H97V19H99V22L101 21L102 22V24H104V25H106V27H107V29H108V31L106 32L107 34H109L110 35V37H112L113 39H114V41L116 42H118V41H120L121 39H123L124 37H126V35H128L127 34V32H129V31H131V34L133 35V40L132 41H134V39H135V37H134V34L132 33V32H134V30H133V27H134V29L136 30L137 28V23H139V21H136V18H135V20L133 21V22H129L128 20H127V18H125L126 17V15L128 14V12H129V10L131 11V9H132V7H129L127 4H130V1L129 2H126V0L125 1H123V3H121V4H118V5H116ZM159 4V3H158ZM157 4V5H158ZM162 4V3H161ZM212 4V3H211ZM225 4V5H224ZM82 5V4H81ZM89 5V4H88ZM91 5V4H90ZM116 5V6H115ZM231 7H230V6ZM243 5H245V6H243ZM147 6V5H146ZM146 6H145V8H146ZM159 6V5H158ZM165 3L163 4V7H164V9H165ZM197 6H199V5H197ZM222 6H224V7H222ZM235 8H233V7ZM239 6H241V7H239ZM252 6V7H251ZM83 7V6H82ZM86 7V6H85ZM92 7V6H91ZM100 7V8H99ZM148 7V6H147ZM167 7V6H166ZM237 7V8H236ZM244 7V8H243ZM257 7H255V9L257 10ZM78 8H80V7H78ZM198 8V7H197ZM230 8H233L232 10H230ZM249 7H248V9H250ZM72 9V10H73ZM95 9H93V10H95ZM139 9V8H138ZM141 9V8H140ZM143 9V8H142ZM150 9V8H149ZM149 9H146V10H149ZM159 9H160V7H159ZM163 9V10H164ZM196 9V8H195ZM199 9V8H198ZM198 9H197V11H198ZM254 9V8H253ZM85 9H83V11H84ZM157 10V9H156ZM74 11V10H73ZM140 11V10H139ZM155 11V10H154ZM160 11H161V9H160ZM160 11L158 12V13H160ZM192 11H194V10H192ZM229 11H232V12H229ZM246 11V10H245ZM248 11V10H247ZM246 11V12H247ZM253 11V10H252ZM251 11V12H252ZM57 12H60V13H58L57 14ZM76 12V11H75ZM78 12V11H77ZM86 12V11H85ZM92 12V11H91ZM108 12V13H107ZM146 12V11H145ZM255 12V11H254ZM72 13V12H71ZM93 13V15H95ZM147 13H149V12H147ZM157 13V12H156ZM164 13V12H163ZM196 13V12H195ZM61 14V15H60ZM76 14V13H75ZM79 14V13H78ZM91 14V13H90ZM135 14V13H134ZM139 14V13H138ZM192 14V13H191ZM201 14V15H200ZM250 14V15H251ZM82 15V14H81ZM142 15V14H141ZM147 15V14H146ZM231 15V16H230ZM233 15V16H232ZM244 15V14H243ZM69 16H71V15H69ZM74 16H76V15H74ZM73 16V17H74ZM246 16V15H245ZM50 17V18H51ZM80 17V16H79ZM88 17V16H87ZM90 17L91 16H89V19H90ZM137 17V16H136ZM141 17V16H140ZM247 18H250V17H248V16H246ZM245 17V18H246ZM70 18V17H69ZM78 18V17H77ZM97 18V19H96ZM143 18V17H142ZM147 18L148 17H146L145 18V22H146V20H147ZM155 18V17H154ZM189 18H190V16H189ZM188 18V19H189ZM238 18V17H237ZM240 18V17H239ZM141 19V18H140ZM221 19H222V21H221ZM240 19H242V17L240 18ZM252 19V18H251ZM53 19H51V21H52ZM185 20V19H184ZM236 20V19H235ZM243 20V19H242ZM247 20L248 19H246V23H247ZM67 21V20H66ZM69 21V20H68ZM72 21V20H71ZM80 21V20H79ZM87 21H89V20H87ZM153 21V20H152ZM187 22L189 21V20H186ZM230 21V20H229ZM232 21H234L233 19H232ZM232 21H231V23H232ZM253 21V20H252ZM49 22V21H48ZM53 22V21H52ZM61 22V21H60ZM64 22V21H63ZM63 22H61V23H63ZM149 22V21H148ZM244 21H242V23H243ZM250 22V21H249ZM54 23V22H53ZM53 23L51 24V25H53ZM58 23V22H57ZM60 23V24H61ZM77 23V22H76ZM94 23V22H93ZM150 23V22H149ZM170 23V22H169ZM178 23V22H177ZM227 23H229V22H227ZM233 23H235V22H233ZM245 23V24H246ZM49 24V23H48ZM47 24V25H48ZM152 24V23H151ZM187 24V25H186ZM225 24H226V21H225ZM241 24V23H240ZM240 24H238V25H240ZM244 24V25H245ZM249 24V23H248ZM139 25V24H138ZM148 25V24H147ZM178 25V24H177ZM231 25H233V24H231ZM55 26H56V23H55ZM62 26V24L60 25V27ZM64 26V25H63ZM68 26H70V25H68ZM67 26V27H68ZM76 26V25H75ZM81 26H83V25H81ZM101 26V25H100ZM136 26V27H135ZM152 26V25H151ZM151 26H149V27H151ZM154 26V25H153ZM157 25H155L154 27H156ZM51 27V26H50ZM52 27H54V26H52ZM174 27V26H173ZM180 27H182L181 26V24H180ZM218 27V28H217ZM237 27V26H236ZM242 27V25H240V28ZM57 28H58V26H57ZM56 28V29H57ZM63 28V27H62ZM64 28H65V26H64ZM71 28V27H70ZM70 28H68V30H70ZM82 28V27H81ZM104 28V27H103ZM209 28H208V30H209ZM225 28L228 30V28H227V24H226V26H225ZM246 28V27H245ZM73 28H71V30H72ZM88 29V28H87ZM143 29V28H142ZM141 29V30H142ZM147 29V28H146ZM157 28H154V30H156ZM184 29V28H183ZM224 29V28H223ZM226 29H225V31H226ZM232 29V28H231ZM230 27H229V32H230ZM238 29H239V27H238ZM237 29V30H238ZM55 30V29H54ZM58 30V29H57ZM60 30H61V28H60ZM74 30V29H73ZM99 30V29H98ZM138 30V29H137ZM151 30V29H150ZM178 30V29H177ZM181 30V29H180ZM180 30H178V32H175V33H177V35L179 34V32H181ZM197 30H199V34L198 35H195V34H197ZM207 30V31H208ZM211 30V29H210ZM236 29H235V31H237ZM241 30H242V28H241ZM240 30V31H241ZM146 30H144V32H145ZM149 31V30H148ZM152 32H153V30H151ZM197 31V32H196ZM221 31H222V29H221ZM224 31V30H223ZM243 32H244V30H242ZM242 31H241V33H242ZM58 32V31H57ZM67 32V31H66ZM65 31H64V29H63V32H61V35H62V33L64 34V33H66ZM137 33H138V31H136ZM142 32V31H141ZM143 32V33H144ZM147 32V31H146ZM162 32V31H161ZM165 32V31H164ZM168 32V31H167ZM170 32V31H169ZM183 32V31H182ZM181 32V33H182ZM196 32V33H195ZM211 32V31H210ZM210 32H209V34H210ZM228 32V31H227ZM70 33H73V32H70L69 31V33H66L67 35L69 34L70 35ZM172 33H173V31H172ZM181 33H180V35H181ZM193 33H195V34H193ZM239 33V32H238ZM237 33V34H238ZM53 34V33H52ZM66 34H64V35H66ZM98 34V33H97ZM169 34V33H168ZM171 34V33H170ZM183 34V33H182ZM203 34H206V33H203ZM202 34V35H203ZM208 34V33H207ZM208 34V35H209ZM220 34H221V32H220ZM230 34V33H229ZM232 34H233V31H232ZM236 34V35H237ZM246 34V33H245ZM59 35H60V33H59ZM63 35V36H64ZM66 35V36H67ZM78 35V34H77ZM93 35V34H92ZM141 36H142V34H140ZM148 35V34H147ZM151 35V34H150ZM159 35H160V33H159ZM158 35V36H159ZM166 35V34H165ZM174 33H173V39H174ZM187 35V34H186ZM194 35L196 36V37H194ZM207 35V38H205L206 36L204 35V37L203 36H200L201 38H198V40H196V41H194L195 43L198 41V47L200 46H202L204 49H206L205 47H207L209 50H207L206 49V52H208L207 53V55H206V53H205V58H202V59H200L201 60V62H202V60H204V61H206V60H208L207 62H210V63H212V65H204L205 63H201V65L200 66H198L199 64H195L196 66H194L195 68L194 69H190V67L188 68V69H190V70H188L187 69V67H185V66H182L181 64V67L179 68V66H176L175 65V67H173V65H172V63L170 62L171 60V57L169 58L168 56H170V55H167V50L168 49H166V55L164 54L162 57V61L163 62H165V61H168V63L169 64H171V66L170 65H168L167 64V62L165 63V64H167V66L165 65H162L163 63L162 62H160V60L161 59H159L161 56H160V54H159V57L157 56V58L158 59H156V54H155V59H154V57H153V59L155 60V61H158V62H154V63H151L152 62V59L149 57V59L151 60H149V62L147 61H143V62H141V60H140V62H132L131 64H129V63H127V64H129V65H127V66H125V64L123 65V66H121L120 65V67L122 68V67H124L122 70L120 69L119 71H116V73L114 72H111V73H113V74H111L110 73V75L112 76H116L115 78H117V76H119V75H121L122 76V78L123 79H120V77H118L117 79H118V81H119V79H120V81H119V83L117 84L116 83V85H118V87H120V88H117V89H121V87L123 86V88L120 90V95L121 96H119L118 98H122L121 100H119V101H122L124 98V96H125V94H126V96H125V102L123 103V105H126V107H129L130 105H132V107H130L129 109H131L130 111L132 112V111H134V110H132V108L134 107V109L136 108L137 110H138V113L140 112V116H141V114L143 115V117H142V124H145L144 126L147 128V130H148V128L149 127H153L155 130H156V132H158V135H159V141L161 140V143L164 145V150H163V148L161 149L159 146H158V148L155 146V147H151L149 150H147V151H145L144 152V157L148 160V162H149V164L151 165V166H153L156 170H158L165 178H167L173 185H176V186H178V187H180L182 190H183V192H182V194L185 192L186 193V195H190V197H195L196 196V193H197V190H198V187L199 186H201V188L203 187V189H204V187H205V189L207 190V192L208 191H211V194L213 195V196H216V198L217 197H220V201H222V203L223 204H225L226 205V208H228V210H235L236 212H241V213H243L246 217H247V221H256L255 219H254V217H252L253 216V213H251L250 212V214L248 213V214H246L245 213V211H244V208H245V206H243L244 204L241 202V199L240 198H238L236 195H234V189H232V187H231V185H230V182H229V185H227L228 187L230 186V188H229V190H227L226 191V189L225 188H223L224 186H226V181L228 182V180H226V181H224L223 179L221 180V178L222 177H224V176H220V175H218V174H222L223 173V171L221 172H216L215 170L217 169H215V167L216 166H214V167H212L213 165L211 164V162H209L210 161V159H212V158H210L209 159V161H207L208 159H207V156L206 155H203V157L205 156L206 157V159L205 158H203V160L201 159V158H199V159H201V160H199V162L197 161V163L199 164V165H197V167L196 168H192L191 166H190V164L191 163H189V161L187 160V161H185L186 163L188 162V164H186L185 162L183 163V161L181 160L179 163L181 164V163H183L184 164V168H183V170L184 171H186L188 174L186 175V176H184L185 174L183 173L184 171H180L179 169H177L179 166L177 165V167L175 166V164H174V160L175 159H172L173 157L175 158V155H173V153L174 152H177V151H175V150H177V148L178 147H181V148H179L180 150L182 149V146L183 147H185L184 149H186V148H188V149H190V150H192L191 148H192V144L194 143L193 141H194V139L197 137V135L198 134H204V138H200L201 140H199V142H198V140H197V143L199 144V143H201L200 145H203V147H204V144H205V146L207 145V144H209L210 145V147H211V150L212 151H214L216 154L215 155H217V157H215L214 159H216V160H218L217 158H221V159H223V160H226V162L224 161V163H228L227 161L229 160L230 161V159H231V163L233 162V157H235L234 156V154H236L237 155V153L239 154V152L237 151V150H240L241 149V147L239 148L238 147V145H240L239 143H240V141L241 140H239V139H241V134L239 135L238 133H242V132H244V133H246L247 134V132H245L244 130H242V129H240V127L242 126V124H243V121H242V119H245L246 118V116H244V118H242L241 119V115L242 114H239L240 115V118L238 117V118H235V119H228V118H225V116H222L221 114H223V111H220V106L222 105V103H221V105L219 106L218 105V101L216 102H210L212 99L210 98V94L211 93H213V91L215 92L219 87H222V80L221 79H224V75L226 74V76H227V72L225 71L226 69L227 70H229V68H226L228 65H226L227 64V62H228V64H229V60H231L232 58H231V56L230 55H232V53L230 54V52H232V51H230L231 49V46H230V48H229V46L228 47H222V48H219V47H213L212 45L214 44H212L211 42H209V41H211V37H213L214 35H212V33H211V36L209 37ZM235 35V36H236ZM240 35V34H239ZM54 36V35H53ZM145 36V35H144ZM179 36V35H178ZM219 36H222V35H219ZM223 36H224V34H223ZM231 36V35H230ZM57 37V36H56ZM69 37V36H68ZM70 37H72L71 35H70ZM76 37V36H75ZM75 37H73L74 38V40H73V42H75ZM131 37V36H130ZM137 37H139V36H137ZM162 37V36H161ZM163 37H164V34H163ZM169 37H171V39H172V35L171 36H169ZM177 37V36H176ZM180 37V36H179ZM184 37V36H183ZM216 37V36H215ZM226 37H227V35H226ZM238 37V36H237ZM243 37V36H242ZM62 38V37H61ZM65 38V37H64ZM78 38V37H77ZM76 38V40H78ZM150 38H151V36H150ZM149 38V39H150ZM160 38V37H159ZM165 38H166V36H165ZM190 38V37H189ZM214 38V37H213ZM212 38V39H213ZM225 38V37H224ZM234 38V37H233ZM236 38V37H235ZM21 39V41H22V38H20ZM70 39H72V38H70ZM138 39H142V38H137L136 40H138ZM147 39V38H146ZM152 39V38H151ZM155 38L153 37V40H154ZM157 39V38H156ZM169 39V38H168ZM185 39V38H184ZM186 39L188 40V37H186ZM200 39H204L201 43L199 42L200 41ZM215 39V40H214ZM213 39V41H217L218 40V38H214ZM221 39V38H220ZM226 39V38H225ZM227 39H228V37H227ZM242 39V38H241ZM24 40V39H23ZM128 40V37L127 38H125V41H127ZM158 40H160V39H158ZM165 40V39H164ZM190 40H192V38L190 39ZM243 40V39H242ZM65 42L67 41V43H70V41H69V38L67 39V40H64ZM79 41V40H78ZM83 41V40H82ZM89 41V40H88ZM97 41V40H96ZM124 41V40H123ZM132 41H131V44H132ZM142 41H143V39H142ZM185 41V40H184ZM189 41V40H188ZM188 41H186V42H188ZM220 41V40H219ZM225 41V40H224ZM224 41H223V43H224ZM230 41V40H229ZM231 41H233V40H231ZM244 41V40H243ZM242 41V42H243ZM22 42H24L25 44H26V42L25 41H22ZM135 43H137L136 41H134ZM141 42V41H140ZM147 42V41H146ZM158 42V41H157ZM157 42H156V44H157ZM190 42V41H189ZM192 42V41H191ZM221 42H222V39H221ZM234 42H236V40L234 41ZM234 42H233V44H234ZM245 42V41H244ZM60 43V41L58 42V44ZM80 43V42H79ZM126 43V42H125ZM138 43H139V41H138ZM142 43V42H141ZM148 43H149V41H148ZM151 43V42H150ZM180 43V42H179ZM178 43V44H179ZM194 43V44H195ZM208 43H211V46L215 49H213L212 47H211V49L209 48L210 46L208 45ZM217 43L218 44H220L218 41H217ZM217 43H215V45L214 46H216V44ZM226 43V42H225ZM28 44V43H27ZM66 44V43H65ZM77 44V43H76ZM75 44V45H76ZM89 44H91V43H89ZM95 44H97V43H95ZM130 44V45H131ZM143 44V43H142ZM153 44V43H152ZM164 44H168V42L167 43H164ZM173 44V43H172ZM171 44V45H172ZM197 44V43H196ZM200 44V45H199ZM232 44V43H231ZM29 45H31V50H32V53H34V54H36L37 55V57H39V58H42V59H46V60H50V61H52L53 60V58H52V60L50 59V58H48L47 56H46V54H44L43 52H42V47H41V45H40V41H38V40H34L32 43H30V44H28L27 46H29ZM72 45V44H71ZM78 45V44H77ZM81 45V44H80ZM133 45H135L136 46V44H133ZM139 45V44H138ZM141 45V44H140ZM139 45V46H140ZM145 45V44H144ZM147 45V44H146ZM170 45V46H171ZM188 45V44H187ZM187 45H185V46H187ZM221 45V44H220ZM219 45V46H220ZM224 45V44H223ZM227 45V44H226ZM238 45H239V43H238ZM66 46V45H65ZM83 46V45H82ZM141 46H143V45H141ZM153 46V45H152ZM160 46V45H159ZM168 46H169V44H168ZM183 46V45H182ZM190 46V45H189ZM195 46H197V45H195ZM209 46V47H208ZM218 46V45H217ZM225 46V45H224ZM242 46V47H243ZM71 47H73V46H71ZM70 46L68 47V49L69 48H71ZM77 47V46H76ZM84 47H86V46H84ZM138 47V46H137ZM155 47H156V45H155ZM162 47H163V45H162ZM165 47H166V45H165ZM174 47V46H173ZM176 47V46H175ZM191 47V46H190ZM34 48V49H33ZM65 48V47H64ZM87 48V47H86ZM88 48H90V47H88ZM92 48V47H91ZM110 48V47H109ZM125 48H128V47H125ZM131 48H132V46H131ZM134 48V47H133ZM136 48V47H135ZM146 48V47H145ZM145 48L144 49H142V50H144V51H146L148 48H146V50H145ZM159 48V47H158ZM178 48V47H177ZM182 48V47H181ZM194 48V47H193ZM193 48H191V49H193ZM197 48V47H196ZM227 48H229V49H227ZM234 48V47H233ZM58 49V48H57ZM81 49H85V48H83V47H81ZM103 49V48H102ZM119 49V48H118ZM122 49V48H121ZM151 49V48H150ZM157 49V48H156ZM159 49H161V48H159ZM179 49V48H178ZM183 49V48H182ZM212 49H213V51H212ZM236 49H238V51H239V48L237 47ZM10 50L12 51V53L15 55V57L19 60V61H21L22 63H25V64H27L24 60H22L16 53H15V51L14 50H12L11 48H10ZM70 50V49H69ZM77 50V49H76ZM187 50V52L188 51H190V50H188V49H185V51ZM194 50V49H193ZM198 50V49H197ZM196 50V51H197ZM201 50V49H200ZM199 50V51H200ZM57 51V50H56ZM73 51H75V50H73ZM73 51H71V52H73ZM79 51H81V50H79ZM117 51V50H116ZM121 51V50H120ZM153 51V50H152ZM156 51H158V50H156ZM172 51V50H171ZM209 51H211V52H209ZM234 51V50H233ZM237 51V50H236ZM237 51V52H238ZM77 52V51H76ZM83 52H85V51H83ZM110 52V51H109ZM119 52V51H118ZM140 52H142V51H140ZM158 52H160V51H158ZM162 52V51H161ZM164 52V51H163ZM169 52V51H168ZM178 52V51H177ZM203 52H205L204 50H203ZM203 52H201V53H203ZM57 53V52H56ZM87 53H89L88 51H87ZM93 53V52H92ZM97 53V52H96ZM107 53V52H106ZM120 53H124L123 51L122 52H120ZM153 53L154 52H152V55H153ZM179 53V52H178ZM177 53V54H178ZM200 53V54H201ZM61 54H62V51H61ZM78 54H80V52L78 53ZM82 54V53H81ZM90 54H91V50H90ZM94 54V53H93ZM98 54V53H97ZM109 54V53H108ZM129 54V53H128ZM127 54V55H128ZM137 54H139L138 52H137ZM142 54V53H141ZM147 54V53H146ZM149 54V53H148ZM162 54V53H161ZM182 54H184V51H183V53ZM182 54H181V56H182ZM187 54V53H186ZM186 54H184V55H186ZM190 55H191V51H190V53H189ZM199 54V53H198ZM54 55V54H53ZM59 55V53L57 54V56ZM63 55V54H62ZM69 55H70V53H69ZM74 54H72L71 56H73ZM101 55H103V54H101ZM115 55V54H114ZM124 55V54H123ZM134 55V54H133ZM179 55V54H178ZM197 55V54H196ZM257 56V55H260L261 57H256V59H253V56ZM56 56V57H57ZM60 56V55H59ZM75 56H77V55H74V57ZM84 56V55H83ZM130 56V55H129ZM146 56V55H145ZM174 56V55H173ZM172 56V57H173ZM233 56H235V55H233ZM65 57V56H64ZM73 57V58H74ZM137 57H138V55H137ZM169 58V60H167L168 58ZM187 57H188V54H187ZM201 57V56H200ZM231 59H230V58ZM63 58V57H62ZM105 58H108V57H105ZM110 58H111V56H110ZM115 58V57H114ZM113 58V59H114ZM133 58H134V56H133ZM144 58H146V57H144ZM164 58H167V59H165V60H163ZM174 58V57H173ZM182 58V57H181ZM185 58H186V56H185ZM193 58V57H192ZM199 58V57H198ZM93 59V58H92ZM91 59V60H92ZM98 59V58H97ZM132 59V58H131ZM130 59V60H131ZM175 59H176V57H175ZM187 59V58H186ZM194 59V58H193ZM206 59V60H205ZM235 59V58H234ZM58 60V59H57ZM56 60V61H57ZM62 60V59H61ZM67 60V59H66ZM70 60V59H69ZM110 60V59H109ZM118 60V59H117ZM146 60H148V59H146ZM179 60V59H178ZM185 60V59H184ZM198 60V59H197ZM199 60V61H200ZM244 60H246L245 62H244ZM49 61V62H50ZM54 61V60H53ZM52 61V62H53ZM101 61V60H100ZM121 61V60H120ZM175 62L177 61V59L176 60H174ZM182 61V60H181ZM180 61V62H181ZM190 62H191V59L189 60ZM234 61V60H233ZM232 61V62H233ZM236 61V60H235ZM60 62H62V61H60ZM78 62H80V61H78ZM84 62H86V61H84ZM102 63H103V61H101ZM109 62H111V61H109ZM198 62V61H197ZM250 62V61H249ZM248 62V63H249ZM91 63V62H90ZM101 63V64H102ZM107 63V62H106ZM160 63H162V64H160ZM193 63H194V60H193ZM210 63H208V64H210ZM231 63V62H230ZM235 63V62H234ZM247 62H246V64L245 65H247L248 64ZM260 63V64H261ZM56 64H57V62H56ZM60 64V63H59ZM97 63L95 62V64L94 65H96ZM100 64V63H99ZM98 64V65H99ZM159 64V65H158ZM192 64V63H191ZM238 64V63H237ZM253 64H255V63H253ZM259 64V67H257L258 68V70H257V73H256V75L255 76H252V78H249L248 76L249 75H246L247 77H248V79H246V77H245V79H244V77H243V79H239L240 81H239V83H236V85L234 86V88H233V86H232V90H233V94L231 95V96H235V98H237V96H240L241 98H237V99H244V100H247V98L246 97H250V98H248V103L250 102V104H251V101L253 100V98H254V100H253V104H251V105H254V107L256 108V110L255 109H253V110H255V112H257V118H260L261 119V121L262 122H264V62L260 65ZM28 65V64H27ZM87 65H88V63H87ZM93 65V66H94ZM106 65V64H105ZM109 65H110V63H109ZM115 65V64H114ZM162 65V66H161ZM193 65V64H192ZM191 65V67L193 68V66ZM29 66V65H28ZM51 66V65H50ZM62 66V65H61ZM67 66V65H66ZM86 66V65H85ZM103 66H104V64H103ZM168 66H170V67H168ZM198 66V67H197ZM229 66H230V64H229ZM242 66V65H241ZM249 66H250V64H249ZM248 66V67H249ZM252 66V65H251ZM255 66H257V65H255ZM77 67V66H76ZM75 67V68H76ZM78 67H81L80 66V64H79V66ZM101 67H102V65H101ZM112 67V66H111ZM243 67V66H242ZM247 67V66H246ZM247 67V70L246 71H248L249 72V70L252 68H248ZM57 68V67H56ZM67 68V67H66ZM72 68V67H71ZM86 68H88V67H86ZM94 69H95V66L93 67ZM182 68V69H181ZM183 68H184V70H183ZM187 70H186V69ZM223 68H225V69H223ZM59 69H61V68H59ZM65 68H63V70H64ZM74 69V68H73ZM78 69H80V68H78ZM106 69H107V67H106ZM109 69V68H108ZM115 69H118V66L115 68ZM114 69V70H115ZM249 69V70H248ZM77 70V69H76ZM81 70H85V69H81ZM96 70V69H95ZM102 70V69H101ZM113 70V71H114ZM222 70H224L226 73L224 74L223 72L224 71H222ZM235 70H237V69H235ZM234 70V68H233V72L235 73H238L237 71H235ZM242 70V69H241ZM245 69H243V71H244ZM252 70H253V68H252ZM251 70V71H252ZM60 71V70H59ZM65 71V70H64ZM72 71V70H71ZM79 71V70H78ZM91 71H92V69H91ZM110 71V70H109ZM108 71V72H109ZM123 71V72H122ZM230 72H231V70H229ZM239 71V70H238ZM250 71V72H251ZM255 71H256V69H255ZM61 72V74H62V71H60ZM74 72V71H73ZM89 72H90V70H89ZM102 72V71H101ZM104 72V71H103ZM253 72V71H252ZM57 73V72H56ZM90 73H92V72H90ZM98 73V72H97ZM229 73V72H228ZM37 74V73H36ZM64 74V73H63ZM70 74H71V72H70ZM83 74H85V72L83 73ZM87 74V73H86ZM85 74V75H86ZM107 74V73H106ZM222 74H224L223 76H222ZM233 74V73H232ZM239 74V73H238ZM250 75H251V73H249ZM79 75H82V74H79ZM95 75H96V73H95ZM103 75V74H102ZM108 75V74H107ZM109 75V76H110ZM235 75V74H234ZM253 75H254V72H253ZM70 76V75H69ZM69 76H68V78H69ZM72 76V75H71ZM82 76H84V75H82ZM110 76V77H111ZM222 76V77H221ZM225 76V77H226ZM231 76V78H232V75H230ZM239 76V75H238ZM240 76H243V75H240ZM86 77H88V76H86ZM102 77V76H101ZM109 77V78H110ZM79 78V77H78ZM89 79H90V77H88ZM107 78V77H106ZM112 78V77H111ZM226 78H230V77H226ZM230 78V79H231ZM73 78H71V79H69V80H72ZM87 79V78H86ZM96 79V78H95ZM103 79V78H102ZM73 80H75V79H73ZM84 80V79H83ZM108 80V79H107ZM121 80H123L122 82H121ZM97 81V80H96ZM112 81H113V79H112ZM223 81H225V80H223ZM226 81H227V79H226ZM92 82V81H91ZM95 82V81H94ZM103 82V81H102ZM108 82V81H107ZM107 82H106V84H107ZM114 82V81H113ZM121 82V83H120ZM228 83H229V81H227ZM232 82V81H231ZM81 83V82H80ZM104 83V82H103ZM110 83H111V81H110ZM79 84V83H78ZM87 84V83H86ZM94 84V83H93ZM101 84V83H100ZM225 84H226V82H225ZM230 84V83H229ZM84 85V84H83ZM112 85H115L114 83L112 84ZM224 85V84H223ZM228 85V84H227ZM227 85H225V86H227ZM231 85V84H230ZM230 85H228L229 87H230ZM72 86V85H71ZM86 86V85H85ZM88 86H89V84H88ZM106 85H104V87H105ZM108 86H110V84L108 85ZM76 87V86H75ZM93 87V86H92ZM97 87V86H96ZM81 88V87H80ZM83 88V87H82ZM86 88V87H85ZM107 88V87H106ZM114 88V86L112 87V89ZM78 89V88H77ZM88 89V88H87ZM86 89V90H87ZM95 89V88H94ZM97 89V88H96ZM105 89V88H104ZM108 89H109V87H108ZM116 89V90H117ZM223 89V88H222ZM222 89H220L221 91H222ZM226 88H224V90H225ZM73 90H74V88H73ZM81 90V89H80ZM91 90V89H90ZM99 90V89H98ZM98 90H96L97 92H98ZM102 90V89H101ZM106 91H107V89H105ZM110 90V89H109ZM219 90V89H218ZM218 91V92H221V91ZM227 90V89H226ZM53 91H54V89H53ZM79 91V90H78ZM88 91V90H87ZM111 91H113L114 92V90H111ZM110 91V92H111ZM228 91V90H227ZM55 92V91H54ZM90 92V91H89ZM88 92V93H89ZM102 92H103V90H102ZM105 92V91H104ZM112 92V93H113ZM229 92H232V91H230L229 90ZM82 93V92H81ZM87 93V92H86ZM94 93H96V92H94ZM107 93H108V91H107ZM117 93V92H116ZM224 93H228V92H224ZM57 94V93H56ZM82 94H84V93H82ZM90 94H91V92H90ZM98 94V93H97ZM100 94V93H99ZM98 94V95H99ZM104 94V93H103ZM115 94V93H114ZM222 94V93H221ZM221 94H219L218 93V95L220 96ZM229 94V93H228ZM80 95V94H79ZM86 95V94H85ZM97 95V96H98ZM105 95V94H104ZM108 95V94H107ZM116 95V94H115ZM118 95V94H117ZM117 95H116V98H115V100H114V102L116 101V100H118L117 99ZM225 95V94H224ZM237 95V96H236ZM112 96V95H111ZM114 96V95H113ZM230 96V97H231ZM251 96H252V100H251ZM86 97V96H85ZM90 97V96H89ZM93 97H95V96H93ZM100 97V96H99ZM104 97V96H103ZM222 97H224L225 98V96H223L222 95ZM228 97V96H227ZM243 97V98H242ZM246 99H245V98ZM91 98V97H90ZM96 98V97H95ZM102 98V97H101ZM104 98H106V97H104ZM108 98V97H107ZM209 98H210V100H209ZM83 99H84V96H83ZM93 99V98H92ZM110 99H112V98H110ZM215 99V98H214ZM214 99L212 100V101H214ZM222 99V98H221ZM227 99V98H226ZM229 99V98H228ZM227 99V100H228ZM230 99H234V98H230ZM236 99V100H237ZM249 99H250V101H249ZM99 100V99H98ZM104 100V99H103ZM215 100H217V99H215ZM224 100V99H223ZM227 100H225V101H227ZM86 101H87V99H86ZM93 101V100H92ZM101 100H99L98 102H100ZM106 101V100H105ZM105 101H104V103H105ZM119 101H117V102H119ZM222 101V100H221ZM229 101V100H228ZM239 101V100H238ZM238 101H236V102H238ZM246 101V102H247ZM67 105H68V107L70 108V109H72L74 112H76V109H74L70 104H69V102H66V101H64ZM87 102H89V101H87ZM91 102V101H90ZM220 102V101H219ZM231 102V101H230ZM232 102H234L233 100H232ZM94 103V102H93ZM107 103V102H106ZM126 103H128V106H127V104ZM227 103V102H226ZM229 103V102H228ZM239 103V105H241V103L240 102H238ZM248 103H247V105H248ZM95 104V103H94ZM98 104V103H97ZM102 104V103H101ZM120 104V103H119ZM118 104V105H119ZM220 104V103H219ZM230 104V103H229ZM242 104H244V101H243V103ZM105 105V104H104ZM107 105V104H106ZM103 106V107H101V105L100 106H96L97 107V109H99L100 111H101V113L103 114L104 113V115L113 123V125H120V126H123L122 124H121V122H120V120L119 119H121L120 117H119V119H118V117H117V115H116V113L115 112H117V111H115V109H114V107H113V105L111 104V106ZM110 105V104H109ZM92 106H93V104H92ZM91 106V107H92ZM235 106V105H234ZM238 106V105H237ZM242 107H243V105H241ZM96 107H95V109H96ZM122 107V106H121ZM224 107V106H223ZM245 107V106H244ZM249 108L251 107V106H248ZM115 108H117V107H115ZM207 108H209V114L210 115H208L207 117H206V119L205 120H203V118H202V115H203V117H204V113L203 112H207L206 110H207ZM239 108H240V106H239ZM252 108V107H251ZM120 109V108H119ZM128 109V108H127ZM126 109V110H127ZM128 109V110H129ZM223 109V108H222ZM233 109V108H232ZM234 110H236V109H234ZM249 110V109H248ZM135 112H137L136 110L134 111V114H136ZM221 112V113H220ZM245 112V111H244ZM77 113V112H76ZM121 112H119V116L122 114H120ZM137 113V114H138ZM239 113V112H238ZM78 114V113H77ZM129 114V113H128ZM167 114V115H166ZM206 114V113H205ZM125 115H127V113L125 114ZM131 115V114H130ZM224 115H226V113L224 114ZM247 115V114H246ZM253 115V114H252ZM251 114H250V116H252ZM122 116V115H121ZM127 117V116H126ZM129 117V116H128ZM133 117V116H132ZM136 117H138V116H136ZM171 118V119H173L174 121H173V123H175V124H177V127L176 126H174L175 124H173L171 121H170V119L169 118ZM226 117H227V115H226ZM123 118V117H122ZM124 118H125V116H124ZM130 118V117H129ZM141 117H139V119H140ZM232 118V117H231ZM248 118H250V117H248ZM252 118V117H251ZM132 119V118H131ZM135 119V118H134ZM169 119V120H168ZM255 119V118H254ZM246 120V119H245ZM86 121V120H85ZM122 121V120H121ZM261 121H259V122H261ZM137 122V121H136ZM140 122H141V120H140ZM246 122H247V120H246ZM245 122V123H246ZM261 122V123H262ZM86 123L88 124V122L86 121ZM244 123V124H245ZM253 123V122H252ZM255 123H257V122H255ZM260 124V123H259ZM256 125V124H255ZM135 126V125H134ZM138 126V125H137ZM144 126H140L141 128L142 127H144ZM147 126H149V127H147ZM178 126H179V128L180 129H184V133L183 132H181L180 130H179V128H178ZM182 127V128H181ZM247 127H248V125H247ZM121 128V127H120ZM134 128V127H133ZM262 128V127H261ZM136 129V128H135ZM134 129V130H135ZM144 129V128H143ZM154 129H152L153 131H154ZM257 129H258V127H257ZM121 130V129H120ZM146 130V129H145ZM144 130V131H145ZM146 130V131H147ZM149 130H150V128H149ZM239 130H241V131H239ZM245 130H246V128H245ZM253 130H255L254 128H253ZM259 130H260V126H259ZM143 131V132H144ZM257 131V130H256ZM262 130H260L259 132H261ZM148 133H149V131H147ZM263 132H264V127H263ZM262 132V133H263ZM120 133H122V136H123V138L124 139H126V140H129V141H132V140H135L136 139V137L137 136H135V134L133 133V131L131 130V129H129V128H125V127H123V129L121 130V132ZM250 133V132H249ZM256 133V132H255ZM149 134H151V133H149ZM153 134V133H152ZM260 134V133H259ZM264 134V133H263ZM155 135V134H154ZM249 135V134H248ZM248 135H245L246 137H248ZM252 135V134H251ZM251 135H249V136H251ZM261 135V134H260ZM260 135H257V138H258V136H260ZM150 136H153V135H150ZM203 136V135H202ZM100 137V136H99ZM135 137V138H134ZM140 137V136H139ZM156 137V136H155ZM243 137V136H242ZM101 138V137H100ZM153 138V137H152ZM198 138V137H197ZM254 139H256V141H258L257 140V138L256 137H253ZM261 139L263 138V136H261L260 137ZM102 139V138H101ZM243 139H245V138H243ZM249 139H252L251 137L249 138ZM246 140V139H245ZM102 141L105 143V141L102 139ZM146 141V140H145ZM251 141H253V140H251ZM255 141V140H254ZM254 141L253 142H250V144L251 143H253L254 144ZM255 141V143H256V145L258 144V143H260L259 141H258V143ZM242 143H244V140H242L241 141ZM246 142V141H245ZM249 143V142H248ZM263 143H264V141H263ZM161 144V145H162ZM245 144V143H244ZM243 144V145H244ZM246 144H247V142H246ZM249 144V145H250ZM252 144V145H253ZM260 144H262V143H260ZM259 144V145H260ZM152 145V144H151ZM197 145V144H196ZM242 145V146H243ZM255 145V146H256ZM258 145V146H259ZM153 146V145H152ZM195 146V145H194ZM193 146V147H194ZM251 146V145H250ZM163 147V146H162ZM200 147H202V146H200ZM257 147V146H256ZM256 147H254V148H256ZM112 148V147H111ZM195 148V147H194ZM206 148V147H205ZM207 148H209L208 146H207ZM239 148V149H238ZM243 148H245L244 146H243ZM251 148V147H250ZM261 149H256V150H259L258 152L257 151H253L252 150V152H256L253 156L251 155V157H249V162H246L247 164H248V168H250L251 170H249L248 168V170H249V173H250V171L251 172H253V173H251V174H253L252 175V178L251 179H253L252 181V185H253V183L255 182V185H256V181H254V180H258L257 182L258 183H261V184H259V185H264V171H262V170H264V148H263V145H262V147H260ZM113 149V148H112ZM188 149H187V151L186 150H184L185 152H188ZM198 149V147H196V150ZM202 149H204V148H202ZM201 149V150H202ZM248 149H249V147H248ZM253 149V148H252ZM183 150V149H182ZM181 150V151H182ZM195 150V149H194ZM198 150H200V149H198ZM242 150V149H241ZM244 150V149H243ZM242 150V151H243ZM246 150H247V148H246ZM208 151V150H207ZM206 151V152H207ZM209 151H210V149H209ZM249 151V150H248ZM116 152V151H115ZM185 152H182V153H185ZM190 152V151H189ZM204 152V151H203ZM241 152V151H240ZM243 152H245V150L243 151ZM251 152V151H250ZM117 153V152H116ZM182 153H181V155H182ZM201 154H202V152H200ZM208 153V152H207ZM212 153V152H211ZM211 153H210V155H211ZM246 154H247V152H245ZM118 154V153H117ZM175 154V153H174ZM195 154H196V152H195ZM200 154V155H201ZM209 154V153H208ZM250 154V153H249ZM253 154V153H252ZM189 155V154H188ZM192 155H194V153L192 154ZM209 155V156H210ZM212 155H214V153H212ZM118 156L120 157V155L118 154ZM177 156V155H176ZM183 156V155H182ZM184 156H185V154H184ZM197 156H198V154H197ZM197 156H195L194 155V157H195V159H197L196 157ZM202 156V155H201ZM233 156V157H232ZM241 157H243L242 155H240ZM245 156V155H244ZM249 156V155H248ZM247 156V157H248ZM189 157V156H188ZM199 157V156H198ZM214 157V156H213ZM237 157V156H236ZM121 158V157H120ZM181 158V157H180ZM185 158H187V156L185 157ZM220 158H219V160H220ZM245 158V157H244ZM181 159H183V158H181ZM194 159V158H193ZM237 159H238V157H237ZM242 159V158H241ZM247 159V158H246ZM121 160L125 163V164H127V165H129L127 162H125V160L124 159H122L121 158ZM222 160V161H223ZM239 160V159H238ZM212 161H213V159H212ZM222 161H221V163H222ZM234 161H237L236 159L234 160ZM244 161V160H243ZM243 161H242V163H243ZM229 162V163H230ZM239 162H241V161H239ZM175 163H177V162H175ZM196 163V162H195ZM213 163V162H212ZM234 163V162H233ZM232 163V164H233ZM241 163V164H242ZM246 163L244 164L245 165V167H246ZM178 164V163H177ZM210 164H211V166H210ZM231 164V165H232ZM186 165H188V167L186 166ZM214 165H215V163H214ZM225 165V164H224ZM228 165H230V164H228ZM227 165V166H228ZM230 165V166H231ZM235 165V164H234ZM244 165H242V166H244ZM183 166V165H182ZM181 166V167H182ZM237 166V165H236ZM239 166H241V165H239ZM238 166V167H239ZM180 167V168H181ZM212 167V168H211ZM244 167V168H245ZM213 168H214V170H213ZM219 168V167H218ZM233 168V167H232ZM231 168V169H232ZM241 167H239V169H240ZM221 170H223L224 168H220ZM219 169V170H220ZM234 169V168H233ZM237 169V168H236ZM247 169H244V171L245 170H247ZM248 170H247V172H248ZM225 171V170H224ZM235 171V170H234ZM240 171H242V169L240 170ZM239 171V172H240ZM244 171H242V173L244 172ZM238 172V171H237ZM233 173H235V172H233ZM241 173V172H240ZM242 173H241V175H242ZM245 173V172H244ZM229 173H227V175H228ZM248 174V173H247ZM194 175V176H193ZM224 175V174H223ZM225 175H226V173H225ZM239 175V174H238ZM258 175H259V177H261V179L258 177ZM193 176V177H192ZM229 176V175H228ZM228 176H225V177H228ZM243 176V175H242ZM246 175L244 174V177H245ZM248 176H249V174H248ZM247 176V177H248ZM220 177V178H219ZM225 177H224V179H225ZM241 177V176H240ZM251 177V176H250ZM230 178V177H229ZM250 179V180H251ZM248 180V185L251 183L250 182V180L249 179H247ZM260 181V182H259ZM250 182V183H249ZM247 183V182H246ZM247 185V184H246ZM251 185V184H250ZM259 185H257V186H255V187H257V189H258V191H260L259 193H261V191L262 192H264L263 190V186H260V188H259ZM250 187H253V186H250ZM249 187V188H250ZM209 188H211L210 190H209ZM225 189V190H224ZM260 189V190H259ZM152 190V189H151ZM221 190H223V191H221ZM204 191V190H203ZM201 192V191H200ZM154 193V192H153ZM155 194V193H154ZM208 194V193H207ZM210 194V193H209ZM236 194V193H235ZM156 195V194H155ZM192 195V196H191ZM200 195V194H199ZM212 195H210L211 197H212ZM157 196V195H156ZM158 197V196H157ZM197 197H198V195H197ZM202 197V196H201ZM215 198V199H216ZM163 201V200H162ZM167 206V205H166ZM196 206H198V208L200 209V211H201V215H203V216H205V217H207L208 219H210L212 222H214L215 224H217L218 226H219V228H223L224 226H226V223H224L225 221H223L222 220V217H220L214 210H212V208H210V205L208 204V202L207 201H205L204 199H202V198H200V197H198V199H197V204H196ZM169 208V207H168ZM170 211H171V209H170ZM172 212V211H171ZM172 214L177 218V216L175 215V213L174 212H172ZM238 214V213H237ZM178 219V218H177ZM178 221L180 222V224L185 228V229H187L188 231H190V229H189V227H187L181 220H179L178 219ZM207 221V220H206ZM259 221V220H258ZM209 222V221H208ZM261 222V221H260ZM228 227V226H227ZM263 229V227L261 226V236L263 237V239H264V229ZM191 232V231H190ZM192 233V232H191ZM193 234V233H192ZM195 236V235H194ZM224 236V235H223ZM228 237V239H229V241H231V236L229 237V236H227ZM227 237H226V239H227ZM195 238H196V236H195ZM220 238V237H219ZM218 238V239H219ZM197 239V238H196ZM223 239V238H222ZM234 239V238H233ZM198 240V239H197ZM224 240V239H223ZM223 240H222V242H223ZM199 241V240H198ZM215 241V240H214ZM218 240L216 239V241L215 242H217ZM229 241H228V244H230L229 243ZM219 242H221V240L219 241ZM219 242H218V244H219ZM199 243L204 247V245L199 241ZM225 243V242H224ZM224 243H222V244H224ZM227 243V242H226ZM225 246H226V244H224ZM238 246H240V245H238ZM221 247V246H220ZM223 247V246H222ZM228 247V246H227ZM205 248V247H204ZM228 248H232L233 249V247H228ZM222 249V248H221ZM205 250L211 255V257L214 259V261L216 262V264H219V262L216 260V258L214 257V255L207 249V248H205ZM263 260V259H262ZM243 264V263H242ZM244 264H246V263H244ZM261 264H264V261H262L261 262Z\"/></svg>",
	"mask_w": 264,
	"mask_h": 264
},
{
	"label": "clouds",
	"instance_id": "obj_4",
	"mask_svg": "<svg viewBox=\"0 0 264 264\" xmlns=\"http://www.w3.org/2000/svg\"><path fill=\"white\" fill-rule=\"evenodd\" d=\"M30 6L28 0H0V12L5 14V23L0 24V31H4L9 36L20 31L26 16L29 14ZM32 14L40 20L47 21L50 17V9L39 3L31 5ZM237 219L243 224V227L229 225L227 231L241 246L249 242H255L256 237L261 233V223L256 221H247L243 213H238ZM257 220L264 221V216H258Z\"/></svg>",
	"mask_w": 264,
	"mask_h": 264
}]
</instances>
